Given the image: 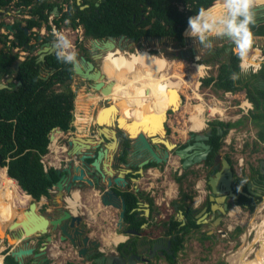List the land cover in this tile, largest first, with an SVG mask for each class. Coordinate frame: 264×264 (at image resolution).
I'll list each match as a JSON object with an SVG mask.
<instances>
[{
  "label": "trees",
  "instance_id": "16d2710c",
  "mask_svg": "<svg viewBox=\"0 0 264 264\" xmlns=\"http://www.w3.org/2000/svg\"><path fill=\"white\" fill-rule=\"evenodd\" d=\"M62 1L66 4V10L62 11V7L59 6L60 14L51 19V22L57 27L66 19L71 26L81 25L83 35L89 38L104 39L107 36L125 35L133 38L135 42L144 38H167L177 42L180 46H184L187 40L186 29L189 17L195 15L201 7L210 8L218 4V0H82L81 4H77L76 0ZM85 3L88 6L81 9L80 5ZM11 5L15 9H19L20 13L26 11L28 18L24 19L26 21L24 27L28 30L33 27L40 28L42 25L49 30L51 27L49 17L53 7L58 5V1L0 0V9L10 8ZM2 23L3 21H0V27ZM12 28L16 29L12 33L14 37L12 42L22 47L25 46L29 37L25 34L24 29L19 27V22H13ZM252 30L254 36L264 35V22L255 23ZM15 38L18 40L17 42ZM224 48L225 46L217 47L216 52L223 53ZM103 49L105 50L106 47L103 46ZM137 52L138 56L136 54L131 56L128 52L127 54L138 62L149 58L148 51L139 50ZM17 60V54H13L12 50L5 51L3 46L0 47V79L11 75L14 79L9 84L10 88L0 89V168L6 166L7 176L14 179L20 187L17 186L12 193L2 186L0 169L1 204L3 192L21 199L22 202L27 198L22 191L36 201H39L42 196L50 197L51 193L48 187L58 179V176L53 167L44 170L41 161L42 156L48 152L49 133L54 127H58L64 132L73 129L71 123L75 117V110L76 119L74 122L78 124L84 120V115L78 112L84 110V107L89 103L88 100L80 98L75 102V92L79 88L76 87V91H74L71 87L74 77L73 66L58 61L55 54L45 56L44 62H37V55H27L16 68L14 65ZM262 60H264V48L254 43L248 53V59L244 61L248 69L253 70L249 76H246L245 82H242L241 61L233 51L226 55V60L220 63L215 75H207L200 80L204 87L211 85L222 92L246 91V97L252 102L253 108L249 110L248 116L245 118L256 128V140L251 149L253 152L257 151L259 143H264V89L254 85L250 79L257 77V72H254L260 67ZM205 62L209 61L205 60ZM128 68L133 72V67ZM128 68L126 73L118 77L117 82L124 84V81L132 75ZM102 70L105 73V69L102 68ZM258 73L264 74V66ZM172 76L163 73L154 75L152 78L164 83ZM131 79L132 77L127 85H130L131 81L136 83L140 80L139 77ZM17 81H20V84L17 85ZM171 88L177 90V79L171 83ZM146 91L148 90H144V92ZM80 93L91 95L93 105L97 104L96 102L101 98V96L89 94L87 91ZM165 93L170 95L171 90L168 88ZM179 105L180 100L177 96L174 102L170 100L165 104V109L172 106L173 110H176ZM157 112L160 115V109ZM241 122L242 120L225 122L217 119L208 122L212 134L206 141L210 145V151L205 160L206 165L211 163L212 158L222 148L224 136L229 128L239 125ZM218 127L222 129L220 134L217 133ZM157 129L158 133L163 134L159 126ZM52 136H54L53 133ZM225 158L228 162H232L227 153H225ZM152 165L157 164L148 163L144 168ZM252 170L253 172L258 171V167H252ZM46 172L50 174L51 179L46 176ZM187 172L189 170L185 168L180 174H174V180L178 184V193L173 203L178 204V209L186 217L184 224L176 220L173 214L166 213L165 205L157 210L159 211L157 216H153V200L142 191L134 192L129 188V185L123 191L114 189L124 198L126 205L124 222L127 224V228H133L142 235H153L170 241L172 253L166 255L168 264H177V254L184 248L185 236L201 227L193 217V213L196 211L192 206L195 190L193 187H187L189 184L183 185V180L187 178ZM238 180L239 178L235 183L240 187ZM233 191L235 196L232 198V203L247 210L253 208L250 198L242 192L236 191L235 188ZM142 197L150 205L148 217L136 209L138 199ZM9 204H13V198L9 199ZM75 208L72 206L73 210ZM35 209L34 207L32 211L39 213ZM25 210L19 213L18 220L31 218L28 211ZM143 223H146L144 228L141 227ZM240 231L241 228L236 227L233 235H238ZM212 236V234L209 235L206 231H202L199 233L198 239L200 242H204V240L212 239ZM135 237L131 236L126 242L119 243L117 249L120 250L127 246L129 243H126L134 241ZM5 251L3 263L18 264L7 253L8 250ZM65 264L74 263L68 261ZM148 264L153 263L149 262Z\"/></svg>",
  "mask_w": 264,
  "mask_h": 264
},
{
  "label": "water",
  "instance_id": "95a60500",
  "mask_svg": "<svg viewBox=\"0 0 264 264\" xmlns=\"http://www.w3.org/2000/svg\"><path fill=\"white\" fill-rule=\"evenodd\" d=\"M77 4H81V0H77ZM87 6L88 4H82L80 8L82 9ZM57 9L58 7L54 6L52 11ZM0 10L1 12L3 11V9ZM263 16L264 6H260L256 9V23L264 22ZM2 20L1 18L0 21ZM16 21L19 20L16 19ZM2 27L12 33L16 31V29L12 28V22L3 21ZM22 28L25 34L28 35V29L26 27ZM118 37L120 39L133 40V38L125 35H119ZM41 39H43V42L39 44L38 48L36 44L30 48L31 51L36 50L37 62H44L45 56L55 54V49L52 47L53 38L47 35H38L36 42ZM4 40L5 35L0 34V47ZM15 41H18L17 38H15ZM91 41L92 47L87 50L92 54V59H86L85 56L78 55V62L73 70L74 75L88 82L85 85V91L89 92V94L101 96L98 102H96L97 104L94 105L91 95L81 98V100H90L88 110H90L91 122L86 126V130L90 135L80 136L71 133L69 131L71 129H69L67 131L69 133L65 134L62 139V143L64 144L63 151L65 153L60 159L62 163L54 167L58 179L48 187L49 192L53 194L51 201L57 214L40 213L38 211L39 201L31 197L32 201L25 210L28 211L31 218L28 220L14 218L8 227L3 229L4 237L0 238V244L4 246V249L8 248L7 253L18 264H26L24 261L26 257H32L29 264L49 263L47 249L48 245L54 242V237L51 234L53 231H58L60 242H69L72 248L77 249V255L82 258L83 262L91 259L92 264L149 263L155 256H162L164 252L172 253L170 241L164 244V242L158 239H155V241L138 240L135 242V250H133L132 245H129L122 247L120 251H116L115 249L108 252L101 251L99 249L100 242L91 239L89 234L85 232V229L81 227V224L85 222L83 214L72 213L66 201L67 197H72L75 192L80 193L85 186L96 188L100 184H105L103 190L98 189V199L102 206L117 209L118 217L115 227L121 230L122 234L127 238L135 235L141 237L140 233L135 229L127 228V224L124 222L125 201L113 189V186L118 187L122 191L125 190L128 185L126 175L131 172L134 174L131 177L133 182L137 183L139 178L144 174L145 165L152 162L159 166L167 163L170 151L176 146V143L165 138L167 130L166 121L169 110H173L172 106L161 112L159 125L163 135L160 137L159 133L154 132L153 126L146 123V113L148 112L142 113L139 119L129 118L127 120L125 116L118 115L119 108L113 101L105 97L102 98L104 94L112 91V82L111 80H106L104 71L101 67L97 68L93 60L98 59L102 61L108 52L115 54L117 53V49L120 52H124L126 49L120 44L116 45V37L114 36H107L106 39L91 38ZM98 43H101L106 49L104 50L103 46ZM25 47L29 48V44H25ZM18 65L19 61L15 63L14 67L17 68ZM13 81L12 76H7L4 80L0 79V89L10 88L9 84ZM18 84H20V81H17ZM75 87L79 88V84H76ZM177 95L181 104L183 101L182 95L180 93H177ZM87 97H90V99ZM74 100L77 102L78 98L75 97ZM102 101H106V103L98 109ZM73 123L74 120L71 124L73 125ZM52 131L63 133L58 127L52 128L49 133V142L52 140ZM217 133H222V129L218 127ZM211 134V128L205 131H190L188 140L193 139L194 141L175 150L178 158L182 160V169L206 160L210 151V145L206 141ZM161 145H163V148ZM221 154L222 151H218L214 158L215 163L221 160V169L209 175L207 179V184L211 188L210 200L213 201L211 210L215 211L218 209V216L214 217L212 214L207 218L208 212L204 209L197 214L196 220L197 224L210 222L208 224L209 229L207 230V234L209 235L221 224L224 218L223 214L229 208L228 201L235 196L232 187V181L235 177L227 159L222 158ZM117 163H120L119 167L116 166ZM4 167L6 168V166ZM132 167H136V170L133 171ZM46 176L51 179L48 172H46ZM144 205L145 207L142 210L144 213L142 215L148 217L150 213L149 204L145 202ZM34 207L39 213L32 211ZM174 207L179 215L178 220L184 224V215L178 209V204H175ZM136 209L139 211L138 207ZM145 225L146 223H143L141 227ZM31 231L32 233H30ZM1 233L2 230L0 229ZM42 235H45L44 240L36 248L35 243L30 242V240L32 237L39 239ZM16 240H19L18 243L21 244L17 245L15 243Z\"/></svg>",
  "mask_w": 264,
  "mask_h": 264
},
{
  "label": "rangeland",
  "instance_id": "374dc122",
  "mask_svg": "<svg viewBox=\"0 0 264 264\" xmlns=\"http://www.w3.org/2000/svg\"><path fill=\"white\" fill-rule=\"evenodd\" d=\"M95 1V0H91ZM82 2V0H81ZM9 11V12H8ZM2 15L0 16V19L2 18L4 22H12L16 19L22 20L23 18H27L28 14L26 12H21L17 13L16 10L12 8H6V10L3 8V11L1 12ZM57 16V11H52L50 14V18ZM24 24V22H21ZM46 33H49L46 31ZM188 45L186 47L180 46L177 42L171 41L170 39L167 38H144L139 42L132 41L131 39L127 40H121V44L125 45L126 50L124 52H120L118 49L116 50L117 53L113 55H118L121 54L122 57H124L128 63L131 62L129 59L128 53H135L138 56L139 50H146L150 54L155 55V56H160L166 58L170 63L171 67L168 70L169 74L173 76L180 75L186 83H183L181 88H180V94L183 96V101L179 105L178 109L176 110H170L169 111V132L166 134L165 138H167L169 141L174 142V143H179L180 145H183V143L187 142V139L189 138V132H190V120H189V108L190 110L192 109L191 107L194 104L203 102L204 106V112H203V117L208 119L210 117L209 115V106L212 111V107L217 106L221 109H223V117L225 118V122L227 121H238L242 120L241 124L234 126L236 132L235 135L237 137H243V140L245 141L241 147H234V143L236 140L233 138L232 144L227 145L223 139L222 142V148L220 151H222L223 155L227 153L230 158L232 159L234 165H235V170L238 173V170L236 168L237 166V158L242 157L243 158V170L244 167L247 171L248 167H258L260 160H264V145L260 144L258 145L257 151L253 152L252 146L255 142V134H256V128L253 126V124L249 121L246 120L244 113L241 108H239V105L241 104V101L245 102V91L243 90H237L236 93H232L231 96H225V94L222 92V90H217L211 85L204 87L203 85H199L198 88H196V91L201 95L202 99L200 100L194 95V87L196 81H199L207 76V75H215L217 72V68L220 65L221 62L226 60V56L222 53H217L214 51V46L215 42H213V46L211 48L204 47L197 43L193 38L189 37L186 35ZM217 42V40H223V38H214ZM225 41H229L227 38H225ZM254 43L257 45L261 46L264 48V38L254 36ZM91 38H85L83 37L82 41L77 44L75 51L82 50V48H91ZM233 45V44H232ZM193 47L196 49L197 54L195 57L191 58L187 56L186 52L187 50ZM234 47V45H233ZM219 54V55H218ZM183 55V56H182ZM107 56V54H106ZM105 56V57H106ZM198 59V60H197ZM209 61V62H205ZM200 61V62H199ZM102 61L98 62V68H102ZM173 63V64H172ZM204 66V68L197 67V66ZM112 66L111 61L108 63L107 60H105L104 63V68L105 69H110ZM128 66V65H127ZM264 66V60L260 63V67L256 69L254 73L257 72V77H259L258 80H262V84H264V74H259L260 68ZM175 69V70H173ZM197 69L198 70H203V74L199 76L197 74ZM129 73H132V76H135L137 74L136 72H131V69L128 68ZM177 71V72H176ZM175 72V74H174ZM253 70L248 69L246 72H242V82H245L246 76H249ZM183 74V75H182ZM192 76V77H191ZM190 79H189V78ZM255 78V77H254ZM262 78V79H261ZM4 80V78H3ZM189 81V82H188ZM193 81V82H192ZM257 79L255 81H252L254 85H258L260 83H256ZM77 83L79 84V89L77 91V94L80 96L83 95L80 92H83L84 90L80 89H85V81L78 76L74 75L71 87L76 88L74 85ZM161 84H166V83H161ZM193 84V86H192ZM190 85V86H189ZM193 87V88H192ZM80 90V91H79ZM179 90L178 88V82H177V91ZM195 90V89H194ZM146 91L145 93H147ZM234 92V91H233ZM76 94V92H75ZM106 101H102L101 104H105ZM187 106V107H186ZM211 113H214L213 111ZM211 118V117H210ZM211 119V120H216ZM210 120V121H211ZM218 120V119H217ZM201 121H202V128L201 130L199 129H192L195 131H203L204 129L208 128V123L203 121V118L201 116ZM209 122V121H208ZM158 128V126H157ZM158 133V132H156ZM228 133V132H227ZM225 134V136L227 135ZM224 136V138H225ZM254 136V137H253ZM55 135L53 136V138ZM61 143V142H60ZM246 144H248L246 146ZM54 151L51 153V155L58 153L60 149H58L55 146L52 148ZM169 165V172L164 178V176H161V179L163 181H166L167 183L165 186H169L168 183H174L177 187L176 189V195H173L175 197L172 198V201L176 199L177 193H178V184L174 180V174H180L182 172L181 168V163L178 161V156L177 155H171L170 158L168 159ZM201 164V163H200ZM200 164L192 165L190 167H187L186 169L189 170L187 172V178L184 179L183 185H188L187 187L192 188L195 190V198H200V200H204L206 196V192H208L209 188L206 184V180L208 179V175L204 173L202 170V166ZM175 166V167H174ZM2 168V167H1ZM0 168V169H1ZM145 171V170H144ZM195 173H192V172ZM160 180V179H159ZM138 182V181H137ZM14 183V182H13ZM3 184L5 185V188L10 191L16 188V185L10 184V181H3ZM199 185V188L201 192H198L196 185ZM12 187V188H11ZM19 187V186H18ZM137 187V185H136ZM165 187V188H167ZM20 188V187H19ZM172 188V187H171ZM21 190V189H20ZM165 190V189H164ZM163 191H160L159 188H156L157 192H161L162 194L164 193ZM22 191V190H21ZM168 192H170L168 190ZM157 196V195H156ZM44 197V196H43ZM51 198L52 194L50 197H47L46 199H40L38 202L39 204L44 201L46 202V207L52 205L51 204ZM169 198V195H168ZM141 201H139L138 209L139 211H142L145 205L143 204L142 201H145V199L142 197L140 198ZM32 201V199H31ZM170 201V204L173 203ZM201 202V204H202ZM201 204L196 206V204L192 203V206L195 208L200 209ZM45 205L42 207L40 213L42 214H50L53 215L50 209H45ZM172 205V204H171ZM238 207H236V206ZM18 211L21 213L22 210H25L27 208V205H18ZM234 209V211H233ZM73 212H76V210H72ZM166 212L170 213H175L172 210H167ZM117 213V212H116ZM144 212L142 211L141 214ZM261 213V214H260ZM175 215V214H174ZM97 221L101 222V220H91V224L93 223V227L97 229ZM264 193L262 196V199H257L253 203V208L251 210L243 209L241 206L232 203V198L229 199V208L227 209V212L223 218V221L221 224L217 227V232L214 233L216 236L210 241L207 242L208 246L210 248L208 249L206 246H201L197 239L196 236H193L188 243V251L185 254L184 262L183 264H230L229 258L233 253H238L240 251H244L245 248L247 252L245 255L240 259L239 264H244L248 262L249 260H259L261 263H264V238L257 239V235L259 232L258 225L264 224ZM104 225H108L107 222H103ZM202 228L204 230L206 229V224L202 223ZM109 227V226H108ZM107 227V228H108ZM240 227L241 231L239 232L238 235H233L235 232V228ZM15 228V227H14ZM121 231V230H120ZM110 232V229H106L105 233L108 234ZM104 233V234H105ZM213 234V233H212ZM118 236H123L122 234H116ZM4 237V236H3ZM45 235L40 236V241L44 239ZM106 237V236H105ZM34 237H32L33 239ZM113 238V237H112ZM31 239V240H32ZM117 239V238H116ZM30 240V242H31ZM115 240V239H113ZM254 241V242H253ZM38 241H35V243H39ZM34 243V242H32ZM41 243V242H40ZM205 245V244H204ZM7 249L2 250V255L6 254ZM62 250V249H61ZM260 250V251H258ZM62 253H67L65 250H62ZM259 253V254H258ZM69 254L67 253L68 256ZM263 255V256H261ZM260 256V257H259ZM246 257V258H245ZM259 257V258H258ZM262 258V259H260Z\"/></svg>",
  "mask_w": 264,
  "mask_h": 264
},
{
  "label": "bare ground",
  "instance_id": "6f19581e",
  "mask_svg": "<svg viewBox=\"0 0 264 264\" xmlns=\"http://www.w3.org/2000/svg\"><path fill=\"white\" fill-rule=\"evenodd\" d=\"M129 54L131 56L135 55V53H129ZM105 60H107L108 63L110 61H112V67L110 69H106V72H105L106 77L110 78V80L112 82V86H111L112 91L110 93L104 94L102 98L105 97L109 100H114V101L121 100L120 104H121L123 116H125L127 120L129 118L139 119L141 114L144 113V111L146 109H149L151 107L156 108V110L160 109V115H158L157 114L158 112H156L155 116L153 117V120L150 118V115L148 113H146L147 114L146 123L153 126V128L155 129L154 132L156 133L158 130L157 126H159V128H160L159 124H160V120H161V118H160L161 112H163L165 110V108H166L165 104H167L168 101H170V100L174 102V100L178 96L177 93L179 94V92H180V88H181L182 84L186 83V81H184V79L180 76L181 74L176 75L177 73L175 74V72H174V74H175L174 76L168 78V80L166 82H164L166 84H161L163 82H160V81L153 79L152 76H154V75H160L163 73L169 74L168 70L171 67V63L164 57L149 54V58L147 60L142 61V65H141L140 69L136 72L137 74H135V76L130 75L124 81V84H123V83L117 82L116 80H119L118 77L123 75V73H126L127 68L132 67V64L128 63V61L124 57H122L121 54H118L115 56V55H113L112 52H108L107 56L104 57V59L102 60V62H101L102 68H104L103 66H104ZM197 67L204 68L203 65L197 66ZM173 70H175V69H173ZM203 70L200 71L197 69V74L199 76H201L203 74ZM131 77H132L131 80H134L137 77H139L140 80H139V82H136V83L131 81L130 85H127L128 81L130 80ZM176 79L178 82V88H179L178 91L175 88L174 89L171 88V83H173ZM198 84H199L198 81H196L195 87H194L195 90L193 89V91H194V95L201 100L202 99L201 95L196 91ZM192 86H193V84H192ZM168 88L171 90L170 95L165 93V91H167ZM144 90H148V92L145 93ZM243 91H245V90H243ZM245 95H246V91H245L244 96ZM178 99H179V97H178ZM204 106L205 105L203 104V102H200V103L194 104L191 107L192 108L191 110L189 108V114H190L189 120L191 122L189 128L191 130L192 129H199V130L202 129L200 127H202L201 116H202L203 121H204V117H203ZM209 109H210L209 110L210 114H214L216 112L223 114V109H221L217 106L212 107V111L214 113H211L212 111H211L210 106H209ZM132 110H134V111H132ZM151 112H153V111H151ZM160 130H161V128H160ZM193 131H195V130H193ZM159 134H160V137H162L163 134H161V133H159ZM55 139H56V137L53 138V136H52L51 147L56 145ZM1 174H2V186H5L3 184V181H6V182L10 181V184L12 185V187H13V185H16V188H17L18 185H17L16 181L14 179L10 178L9 176H7L5 167L1 168ZM16 188H14L13 190H10L9 192L13 193V191ZM22 192H23L24 196L27 197L26 200L23 202L21 199H19L17 197H12V195H9V194H6L5 192H3L2 204H1V199H0V229L2 230V233L0 234L1 239L4 236V230L3 229L5 227H8V225L12 222V220L14 218H17V216L20 213L18 211L17 206L18 205H22V206L27 205V207H28L31 203V196L24 191H22ZM73 195H74V199L73 200L69 199L71 201V203H69L68 206H71V207L75 206L76 207L80 197H79L77 192L73 193ZM10 198H13V204H11V205L9 204ZM67 199H68V197L66 198V201L68 202ZM75 210H76V208H75ZM71 211H72V209H71ZM233 211H234V209H233ZM72 213H75V212L72 211ZM262 223H264V222H262ZM258 229H259V232H258L256 241L264 238V224L258 225ZM30 233H32V232H30ZM116 234L117 233H110L108 235V237H106L107 241L111 240L112 236L116 235ZM124 239H125L124 235L121 237L118 236L114 242H118V241L124 240ZM18 242H19V240L15 241V243L17 245H20L21 243H18ZM3 249H4V246L2 244H0V263H3V259H4L3 258L4 255H2V253H1ZM258 251H260V250H258ZM246 252H247V250L245 248L244 251H240L238 253H233L229 258L230 264H239L240 259L245 255ZM261 256H263V255H261ZM260 259H262V258H260ZM244 264H264V263H261L259 260H249L248 262H246Z\"/></svg>",
  "mask_w": 264,
  "mask_h": 264
},
{
  "label": "crops",
  "instance_id": "0c3cea01",
  "mask_svg": "<svg viewBox=\"0 0 264 264\" xmlns=\"http://www.w3.org/2000/svg\"><path fill=\"white\" fill-rule=\"evenodd\" d=\"M9 12V11H8ZM260 36H262V35H260ZM215 39L213 38V42H215V46H214V51H216V48L217 47H220L221 46V44H223V43H230L231 41L229 40V41H225V38H223V40H217V42L216 41H214ZM188 45V42L183 46V47H186ZM222 46H225L224 44L222 45ZM227 46V45H226ZM226 46H225V48H226ZM224 48V49H225ZM233 48L234 47H232V49H231V51H233ZM231 51H229V53L231 52ZM229 53H227V55L229 54ZM99 61H97V63H98ZM98 65V64H97ZM168 73H169V71H168ZM106 80H110V78H108V77H106ZM75 84V83H74ZM75 86V85H74ZM74 89V88H73ZM75 90V89H74ZM80 90H84V88L83 89H80ZM79 90V91H80ZM76 91V90H75ZM83 92H85V91H83ZM232 93H236V92H232ZM83 94V93H82ZM80 95L79 94H77V91H76V95H75V97H77L78 99L80 98H86L85 96H89L88 94H83V95H81L80 97H79ZM88 99H90V97H87ZM111 101H113L116 105H117V107L119 108V112H118V115H123V112H122V108H121V104H120V102H121V100H116V101H114V100H111ZM88 102H90V100L88 101ZM105 104H101L100 106H98V109H99V107H101V106H104ZM88 107H89V103L87 104V106L86 107H84V110H82V111H80V112H78V113H81L82 115H84V120L83 121H80V122H78V124H76L75 122L73 123V129H71V130H69V131H71V133H74V134H78V135H80V136H86V135H90L89 134V132L86 130V126H88V124H90V122H91V115H90V110H88ZM132 111H134V110H132ZM151 111H153V112H151ZM145 112H148V114L150 115V118L153 120V117L155 116V113L157 112V110H156V108H154V107H151V108H149V109H146L145 111H144V113ZM244 116H248V114H245ZM75 119H76V110H75V117H74V121H75ZM129 120V119H128ZM247 121H248V119H246ZM226 121V120H225ZM166 123H167V130H166V134L169 132V128H170V124H169V112H168V118H167V121H166ZM205 123V122H204ZM208 123V122H207ZM69 132H64L63 131V133H62V136H61V139H60V141L59 142H57V144H56V147L58 148V149H60L59 150V152L58 153H56V155L55 154H53V155H51V154H49V157H50V160H51V162H52V166L51 167H55V166H57V165H59L60 163H62V162H60V159L62 158V156H64V144L62 143V139L64 138V136H65V134H68ZM60 134H61V132H60ZM61 142V143H60ZM260 144H263L264 145V143H260ZM54 151V150H53ZM52 151V152H53ZM113 152V151H112ZM111 152V153H112ZM167 163H169V162H167ZM169 165H171V164H169ZM175 167V166H174ZM169 170V167H167V170H166V173L168 174V171ZM134 171V170H133ZM146 175H147V173L145 174V171H144V175H142L140 178H139V181L136 183V182H133V180H132V178L131 177H133L134 176V174L131 172V173H128L127 175H126V179L128 180V185H129V188L131 189V190H133L134 192H137V191H142L144 194H147L149 197H151L152 198V200H153V197L148 193V188L150 187V184H149V180L147 179V177H146ZM162 175H164V173H159V174H157V178H156V181L158 182V184L159 185H164V187H167V186H165V184L167 183L166 181H163L162 179H161V176ZM148 176V175H147ZM160 179V180H159ZM127 185V186H128ZM136 185H137V187H136ZM168 185H169V187L167 188V191L169 190L170 192V195H169V199H170V201H172V198L173 197H175V196H173V195H176V189H177V187H176V185L174 184V183H168ZM126 186V187H127ZM163 187V188H164ZM172 187V188H171ZM196 188H197V190H198V192H201V190H200V188H199V185L197 184L196 185ZM98 187H96V188H90L89 186H85L84 188H83V190L82 191H80V193H78V195H79V201H78V203H77V206H76V212L75 213H77V214H83V219L86 221V225H87V229H89V232H88V234H89V236H90V238L91 239H95V240H98L99 242H100V249L101 248H103L104 249V251H106V252H108V251H111V250H113V249H115V250H119V249H117V245L119 244V243H124V242H126L127 240H129L130 239V237L131 236H129L128 238L125 236V239L124 240H120V241H118V242H114L115 240H113V239H116L118 236L117 235H113L112 237L113 238H111V240H109V241H107V239H106V237H108V235L110 234V233H117V234H122V231H120V230H118L116 227H115V222H116V220H117V217H118V211H117V209H115V208H113V207H104V206H102L101 204H100V202H99V199H98V196H99V194H98ZM113 189H117V190H121V189H119L118 187H116V186H113ZM165 189V188H164ZM174 190V191H173ZM174 192V193H173ZM158 193L156 192V195H157ZM91 196V197H90ZM47 197L46 196H42L41 197V199H46ZM177 198V197H176ZM73 200L74 199V195H72V197H68V204L69 203H71V201L70 200ZM76 199V198H75ZM175 200V199H174ZM173 200V201H174ZM139 201H141V199L139 198L138 199V202ZM193 201H194V203L196 204H198V202L200 201V203L199 204H201V202H202V200H200V198H195V197H193ZM143 202V204L145 203V202H147L146 200L145 201H142ZM148 203V202H147ZM46 204V202H44V201H42L40 204H39V206H38V211L40 212L41 211V209H42V207L44 206ZM51 204L52 205H50V206H48V208L46 207V205H45V209H50L51 210V212L53 213V215H56L57 214V212H56V210H55V208H54V205H53V203L51 202ZM149 204V203H148ZM71 209H72V207L71 206H69ZM149 207V210H150V205L148 206ZM98 208V209H97ZM159 208L160 207H157V206H155V204H154V201H153V213H152V215L154 216V215H156L157 216V210H159ZM73 210V209H72ZM174 210H175V208H174ZM156 211V212H155ZM176 211V210H175ZM117 212V213H116ZM166 213H170V212H166ZM170 214H173V213H170ZM175 214V215H174ZM173 215H174V217L175 218H179V215L177 214V211L174 213ZM149 215H150V213H149ZM156 218V217H155ZM91 220H101L102 221V223L101 222H99V221H97L98 223H97V226L96 227H98L97 229H95V227H93V223L91 224ZM103 222L105 223V222H107V224L108 225H104L103 224ZM109 226V227H108ZM146 226V225H145ZM144 226V227H145ZM207 227H206V229L208 230L209 229V227H208V225H206ZM108 227V228H107ZM143 227V228H144ZM202 228V227H201ZM106 229H110V232L108 233V234H106L105 233V230ZM207 230H205L206 232H207ZM193 232V231H192ZM192 232H190L189 234H187L186 236H185V242H184V248L181 250V251H179L178 252V254H177V264H183V262H184V258H185V254H186V252L188 251V243L190 242V240H191V238L193 237V236H196V239H197V241H198V243L201 245V246H206L208 249L210 248V246H208V244H207V242L208 241H210V240H212L213 238H214V236H212V239H209V240H204V242H200V240L198 239V236H199V234H193ZM105 233V234H104ZM51 234H52V236L54 237V242L53 243H51L50 245H48V249H47V255H48V258H49V263L48 264H50L51 263V261H50V257H54V258H56V251L58 250V248L60 247H63L64 245H68L67 244V242H60V240H59V233H58V231H53V232H51ZM141 235V237H139V236H136L135 238H133V240L134 241H128L126 244H128V243H132L131 245H132V247H133V250H135L134 248H135V242L136 241H138V240H141V239H143V240H145V241H147V240H150V241H155V238H157L156 236H153V235H150V236H146V235H142V234H140ZM106 236V237H105ZM161 237V236H160ZM159 238V237H158ZM161 240H163V242H164V244H166V240L164 239V238H160ZM39 241L40 240V237H39V239L37 238V237H34L32 240H31V242H34L35 243V241ZM125 244V245H126ZM205 244V245H204ZM35 246L37 247V243H35ZM68 247V246H67ZM124 247H126V246H124ZM61 249H63V248H61ZM75 249V248H74ZM63 250H65L69 255L68 256H62V257H59L58 259H56V262L58 263V264H65L66 262H68V261H70V262H72V263H74V264H88V263H90L91 261L90 260H88V261H86V262H83V260H82V258H80L77 254H75V251L77 250V249H75V250H73V249H71V248H67V249H63ZM62 250H60V253L62 254ZM166 255L167 254H169V253H165ZM166 255L163 257V256H155L154 257V259L152 260V261H150V262H152L153 264H168V260H167V258H166ZM29 258H30V262H31V260H32V257H26L25 258V263H26V261H28L29 260ZM29 262V263H30ZM0 264H2V263H0ZM138 264H148V263H142V262H139ZM222 264V263H221Z\"/></svg>",
  "mask_w": 264,
  "mask_h": 264
},
{
  "label": "clouds",
  "instance_id": "9594fccd",
  "mask_svg": "<svg viewBox=\"0 0 264 264\" xmlns=\"http://www.w3.org/2000/svg\"><path fill=\"white\" fill-rule=\"evenodd\" d=\"M260 6H264V0H218L217 5L201 7L189 17L186 34L208 48L213 46V38H227L234 45L233 52L241 61V71L246 72L248 67L244 61L248 59L254 44L252 27L256 23V9ZM53 36L52 47L57 60L72 65L74 70L78 61L72 40L59 30H54Z\"/></svg>",
  "mask_w": 264,
  "mask_h": 264
},
{
  "label": "flooded vegetation",
  "instance_id": "af4514ba",
  "mask_svg": "<svg viewBox=\"0 0 264 264\" xmlns=\"http://www.w3.org/2000/svg\"><path fill=\"white\" fill-rule=\"evenodd\" d=\"M58 1V5H56L57 7H58V9L57 10H55V11H57V16L60 14L59 13V6H61L62 7V11H65L66 10V4L65 3H63V1L62 0H57ZM76 2H77V0H76ZM96 3H98V2H96ZM85 4H87V3H85ZM54 8V7H53ZM6 10V9H5ZM53 10V9H52ZM52 12V11H51ZM54 17H56V16H54ZM50 18V17H49ZM53 18V17H52ZM263 19H264V16L262 17ZM24 19L25 18H23L22 20H19V21H16V20H14V21H12V23L13 22H19V26L20 27H24L25 25H26V21H24ZM3 21V20H2ZM24 22V24H22L21 22ZM44 25H42L40 28H37V27H33V28H35L36 29V31H34V30H28V40H27V43L29 44V48L28 49H30L32 46H34L35 44H36V46H37V48H38V46H39V44H41L42 42H43V39H41V40H38L37 42H36V38H37V36L38 35H41V36H45V35H47L46 34V31H48L47 29H46V27H45V32L43 33L42 31H41V28L43 27ZM47 36H49V35H47ZM49 37H51V36H49ZM257 37H261V38H264V35H262V36H257ZM85 38H87L86 36H85ZM107 38V37H106ZM106 38H104V39H106ZM121 40H127V39H120L118 36L116 37V45H118V44H120V45H122V46H124V48L126 49V47H125V45H123V44H121L122 42H121ZM132 41H134V40H132ZM139 42V41H138ZM186 43H187V40L185 41ZM3 43V42H2ZM185 43V44H186ZM225 46H226V48L224 49V52L222 53V54H224L225 56L227 55V53H229V51H231V49H232V47H233V45H232V42H230V43H223ZM223 44H221V46L223 45ZM36 48V49H37ZM87 49H89V48H82V50H80V52L79 51H76L77 52V56L78 55H83V56H85V58L86 59H92L91 57H92V54H90V52L87 50ZM186 54H187V56H189V57H191V58H193V57H195L196 56V54H197V51H196V49L195 48H193V47H190L188 50H187V52H186ZM34 55H37V53H36V50H35V54ZM183 56V55H182ZM129 59L131 60V62H130V64H132V67H133V72H137L139 69H140V67H141V65H142V61L141 62H138V61H134L133 60V58L132 57H129ZM198 60V59H197ZM97 61H100V60H93V62H94V64H98L97 63ZM17 62V61H16ZM111 64H112V61H111ZM97 68H98V65L96 66ZM112 67V66H111ZM110 67V68H111ZM105 69V68H104ZM105 72H106V69H105ZM12 77H13V75H11ZM7 77V76H6ZM5 77V78H6ZM259 77H261V76H258V77H253V78H251L250 80L251 81H255L256 79H257V81H256V83H260V84H258L257 86L258 87H260V88H263L264 89V84H262V80H258L259 79ZM4 78V79H5ZM262 79V78H261ZM199 82V81H198ZM85 83L87 84L88 82L87 81H85ZM77 84V83H76ZM75 84V85H76ZM201 84V81H200V83L198 84V87H199V85ZM197 87V88H198ZM73 89V88H72ZM74 90V89H73ZM75 91V90H74ZM182 99H183V96H182ZM252 108H253V105H252ZM170 111V110H169ZM208 128H210V126L208 125ZM208 128H206V129H208ZM206 129H204L203 131H205ZM191 131V130H190ZM58 133H60V132H58ZM189 134H190V132H189ZM194 140L193 139H190V140H188L187 139V142H185V143H183V145H180L179 143H176V146L170 151V156L171 155H176V153H175V150L177 149V148H181V147H184L185 145H187L188 143H192ZM161 147L163 148V145H161ZM170 156H169V158H170ZM215 156H216V154H215ZM215 156L212 158V160H211V163H209L208 165H206L205 164V160H204V162H201V164L200 163H198V164H200V166H202L203 168H202V170L204 171V173L205 174H207L208 176L209 175H211V174H214L216 171H218V170H220L221 169V160H219V161H217L216 163L214 162V158H215ZM221 157L223 158H225V155H223V153L221 154ZM207 159V158H206ZM178 161H179V163H181L182 162V160L181 159H179L178 158ZM261 161H262V163H261ZM229 164H230V167H231V170H232V172H233V175H234V179H233V181H232V187L233 188H235L236 189V191H240V192H242L245 196H247L248 198H250L251 199V201H250V203H254V201L255 200H259V199H262V196H263V193H264V160H260V163H259V166H258V171H256V172H253V170H252V167L250 166V167H248V169H247V171H246V169H245V167H244V171L241 173V174H237L236 173V170H235V165H234V163H233V161L232 162H228ZM166 163H163V164H161V166H164ZM196 165V164H195ZM116 166L117 167H119L120 166V163H117L116 164ZM154 166H159L158 164L157 165H154ZM132 170H136V167H132ZM144 170H145V168H144ZM235 173V174H234ZM237 178H239V184H240V187H238L237 186V184L235 183V181L237 180ZM249 183H251V184H249ZM206 184H207V180H206ZM105 184H100V186H98V188L99 189H101V190H103L104 188H105V186H104ZM207 186H208V188H209V190H208V192H206V196H205V198H204V200H203V202H202V204H201V206H200V209L198 210V208H195L194 207V210H196V211H194V213H193V217H194V219L195 220H197V214L200 212V211H202V210H204L205 209V211L206 212H208V215H207V218H209L212 214L214 215V217H217L218 216V213H217V210L218 209H216L215 211H213V210H211V205H212V203H213V201H211L210 200V191H211V188H210V186L207 184ZM249 186V187H248ZM249 190H251V192H249ZM246 194H248V195H246ZM52 196H53V194H52ZM172 202H174V201H172ZM172 204V205H171ZM170 204V202H169V204H168V211L169 210H172L173 212H176L175 210H174V205L175 204H177V203H171ZM228 205H229V201H228ZM226 212H227V210H226ZM159 213V211H157V214ZM226 214V213H225ZM225 214H223V217L225 216ZM176 220H178L177 218H176ZM185 220H186V217L184 216V222H185ZM199 220V219H198ZM179 221V220H178ZM222 221H223V219H222ZM181 222V221H180ZM181 224H182V222H181ZM202 224V222L200 223V225ZM206 225H208V224H210V222H208V223H205ZM81 227L82 228H84L85 229V232L86 233H88L89 232V229H87V225H86V221L84 222V224H81ZM201 227H202V225H201ZM199 228V230H193V234L195 233V234H199L200 232H202V231H205L203 228ZM217 232V228H216V230L213 232V234L212 235H214V236H216L214 233H216ZM155 239H158V240H160V241H162L163 242V240H161L160 238H155ZM44 240V239H43ZM42 240V241H43ZM42 241H40V242H42ZM154 241V240H153ZM39 242V241H38ZM38 243L37 244V247L36 248H38L39 246H40V244L41 243ZM131 244L132 243H129L127 246H131ZM126 246V247H127ZM7 250H8V248H7ZM116 251H120V250H116ZM166 254H165V252L163 253V257L165 256ZM90 261H91V259H90ZM29 262H30V258H29V260L28 261H26V264H29ZM2 264H4V263H2ZM48 264V263H47ZM88 264H92V262H90V263H88Z\"/></svg>",
  "mask_w": 264,
  "mask_h": 264
},
{
  "label": "built area",
  "instance_id": "2783aa9c",
  "mask_svg": "<svg viewBox=\"0 0 264 264\" xmlns=\"http://www.w3.org/2000/svg\"><path fill=\"white\" fill-rule=\"evenodd\" d=\"M10 8L16 10V12L19 14L20 11L19 9H15L12 5L10 6ZM26 12V11H24ZM28 18V17H27ZM50 21H49V24H50V29L48 30L49 33H46L47 35L51 36L53 38V40L55 39V37L53 36V31L54 30H59V31H63L65 32L69 38L72 40V43H73V46H74V50L77 46L78 43H80L84 37L83 35V28L81 25H76V26H71L68 24V21L65 19L59 27H57L55 24H53L51 22V19L52 18H49ZM32 30L36 31L35 28H33ZM45 27L43 26L41 28V31L44 33L45 32ZM0 34H3L5 35V40L3 42H5V44L2 43L1 46L4 47V50L7 51V50H12V52H15V54H17V58L18 60L17 61H22L25 59V57L27 55H32V54H35V51H31L30 49L26 48L25 46H20L18 44H14L12 42V40H14V37H13V34L12 32L8 31L6 28L4 27H0ZM200 83V82H198ZM225 94V96H231L232 97V91H224L223 92ZM239 108L242 109L244 115L245 114H248L249 110L252 109V103L251 101L248 100L247 97H245V102L243 104V102L241 101V104L239 105ZM209 115L210 117L208 119L204 118V122H208L210 121L211 119H215L217 118L218 120H221V121H225V118L223 117L222 114L216 112L214 114H210V111H209ZM235 128L234 127H231L229 128L228 130V133L227 135L225 136L224 138V141L227 145H230L232 144V140L233 138L236 140V142L233 144L234 147H241L242 144L245 142L243 140V137L245 136H242V137H237L235 135ZM52 133L55 135L56 139H55V143L57 144V142L60 141L61 139V136H62V133H58V131H52ZM254 137V136H253ZM255 139H256V136H255ZM52 143V140L51 142H49L48 144V152L42 156V163H43V166H44V170H47L48 167H51L52 166V162L50 160V157H49V154L52 153L53 149L52 147H50V144ZM169 166V163H166L164 166H149L145 169V174L147 173L146 177L147 179L149 180V184H150V187L148 188V193L153 197V201H154V204L155 206L157 207H161L162 205H165L166 208H165V212L168 210V204L170 202V199L168 198V195H170V193L167 191V188L164 187V185H159L158 182L156 181V178H157V174L159 173H164V178H166L167 176V173H166V170H167V167ZM237 170H238V173L241 174L242 173V170H243V158L242 157H238L237 158V166H236ZM237 172V171H236ZM144 175V174H143ZM165 190H164V188ZM156 188H159L160 191H163L164 190V193L162 194L160 191L157 192L156 191ZM156 192L158 193L157 196H156ZM200 203V201L198 202V204L196 203V206H198ZM236 206V205H235ZM238 207V206H236ZM67 246L64 245L63 249H67V248H71L73 250H75L74 248L71 247V244L69 242H67ZM61 248L59 247L58 250L56 251V258L54 257H50V261L51 263L50 264H58L56 262V259H58L59 257H62V256H65L67 255V253H60V250ZM62 249V250H63ZM100 249V248H99ZM101 251H103L104 249L101 248L100 249ZM75 254H77V250L75 251Z\"/></svg>",
  "mask_w": 264,
  "mask_h": 264
}]
</instances>
